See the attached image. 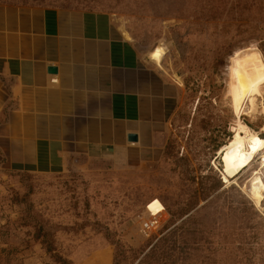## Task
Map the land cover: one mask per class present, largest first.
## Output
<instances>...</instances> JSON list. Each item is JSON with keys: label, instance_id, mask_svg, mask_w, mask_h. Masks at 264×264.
Here are the masks:
<instances>
[{"label": "rangeland", "instance_id": "obj_1", "mask_svg": "<svg viewBox=\"0 0 264 264\" xmlns=\"http://www.w3.org/2000/svg\"><path fill=\"white\" fill-rule=\"evenodd\" d=\"M0 2L107 12L177 87L161 149L147 161L58 173L0 166V264H264L261 153L238 175L220 153L238 121L232 71L264 64V0ZM263 86L239 115L261 137Z\"/></svg>", "mask_w": 264, "mask_h": 264}, {"label": "crops", "instance_id": "obj_2", "mask_svg": "<svg viewBox=\"0 0 264 264\" xmlns=\"http://www.w3.org/2000/svg\"><path fill=\"white\" fill-rule=\"evenodd\" d=\"M176 90L107 12L0 2V166L147 161Z\"/></svg>", "mask_w": 264, "mask_h": 264}, {"label": "bare ground", "instance_id": "obj_3", "mask_svg": "<svg viewBox=\"0 0 264 264\" xmlns=\"http://www.w3.org/2000/svg\"><path fill=\"white\" fill-rule=\"evenodd\" d=\"M264 85V64L252 65L249 68L233 69L230 83L229 98L230 107L238 118L237 124L232 128L233 135L224 144L220 153H223L224 167L234 175H238L246 167H249L258 153H261V164L264 172V137L259 136L240 120V113L244 103L248 102L249 111H253L255 96H261ZM264 87V86H263ZM243 114H247V111ZM249 114V113H248ZM249 183V192L252 199L260 201L259 175L253 171ZM225 182H229L224 177Z\"/></svg>", "mask_w": 264, "mask_h": 264}, {"label": "built area", "instance_id": "obj_4", "mask_svg": "<svg viewBox=\"0 0 264 264\" xmlns=\"http://www.w3.org/2000/svg\"><path fill=\"white\" fill-rule=\"evenodd\" d=\"M151 225H152V224L150 223V224L146 225V227H147V228H150V227H151Z\"/></svg>", "mask_w": 264, "mask_h": 264}]
</instances>
